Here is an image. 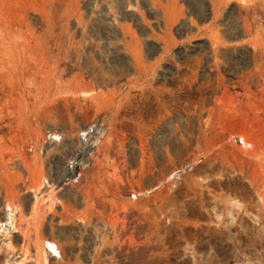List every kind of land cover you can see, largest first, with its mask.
<instances>
[{
    "label": "rangeland",
    "instance_id": "obj_1",
    "mask_svg": "<svg viewBox=\"0 0 264 264\" xmlns=\"http://www.w3.org/2000/svg\"><path fill=\"white\" fill-rule=\"evenodd\" d=\"M0 264H264V0H0Z\"/></svg>",
    "mask_w": 264,
    "mask_h": 264
}]
</instances>
